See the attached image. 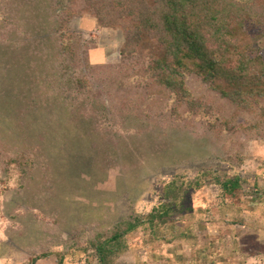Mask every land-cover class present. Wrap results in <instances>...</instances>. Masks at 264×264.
<instances>
[{
    "label": "rangeland",
    "instance_id": "obj_1",
    "mask_svg": "<svg viewBox=\"0 0 264 264\" xmlns=\"http://www.w3.org/2000/svg\"><path fill=\"white\" fill-rule=\"evenodd\" d=\"M2 28L9 39L0 43V264H98L89 239L135 215L145 222L124 236L111 264H264L261 110L238 108L187 73L197 109L153 84L137 92L128 123L95 124L87 120L93 100L66 103L45 74L49 57L34 47L41 36ZM248 30L264 50L260 30ZM62 33L93 73L92 90L130 76L118 67L120 29L80 14ZM131 79L114 89L113 103L131 95ZM214 174L241 175L238 202L223 197ZM180 177L198 186L168 217L146 221L164 185Z\"/></svg>",
    "mask_w": 264,
    "mask_h": 264
},
{
    "label": "trees",
    "instance_id": "obj_2",
    "mask_svg": "<svg viewBox=\"0 0 264 264\" xmlns=\"http://www.w3.org/2000/svg\"><path fill=\"white\" fill-rule=\"evenodd\" d=\"M0 13V43L9 39L2 27L24 31L26 36L40 35L34 47L49 57L45 74H53L60 89L66 91L60 92L66 103L74 104L85 97L93 100L96 110L87 113V120L95 124L123 120L128 123V115L138 108L139 91L153 84H159L188 109H197L185 87L188 74L236 107H257L264 113V50L257 44L259 37L248 30L253 25L264 35V0H0ZM80 14L94 16L99 27L121 30L123 43L118 67H129L132 72L128 79L121 78L118 86L123 87V82L131 77V84L125 88L131 95L112 102L119 77L104 79L98 83L99 90L93 83L97 87L92 90L93 73L78 60L75 43H65L62 33L72 16ZM17 162L22 170L27 165L26 161ZM212 177L223 197L238 202L241 175ZM193 186L198 183L181 177L168 181L163 187L164 200L151 209L146 221L168 217L175 203ZM144 222L141 215L120 218L104 232L93 235L88 243L98 264H111L121 251L124 236Z\"/></svg>",
    "mask_w": 264,
    "mask_h": 264
},
{
    "label": "crops",
    "instance_id": "obj_3",
    "mask_svg": "<svg viewBox=\"0 0 264 264\" xmlns=\"http://www.w3.org/2000/svg\"><path fill=\"white\" fill-rule=\"evenodd\" d=\"M31 78H32V76H31ZM35 80H36V77H35L34 81H35ZM34 81H33V82H34Z\"/></svg>",
    "mask_w": 264,
    "mask_h": 264
}]
</instances>
